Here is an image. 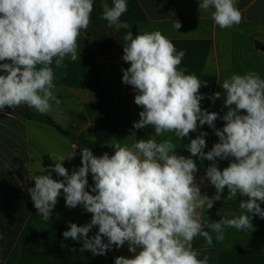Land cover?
<instances>
[{"label": "clouds", "instance_id": "clouds-1", "mask_svg": "<svg viewBox=\"0 0 264 264\" xmlns=\"http://www.w3.org/2000/svg\"><path fill=\"white\" fill-rule=\"evenodd\" d=\"M127 10L126 0H112V6L103 3L101 19L109 28L118 26ZM198 10L209 13L221 30L243 21L238 0H199ZM93 11L94 0H0V111L27 106L46 115L53 102L60 105L53 64L61 69L66 59L79 61L78 40L89 28ZM173 27L178 30L181 23L173 21ZM123 39L122 60L130 67L122 69V82L132 86L134 102L143 108L133 128L151 126L154 135L131 145L114 139L107 144L115 149L111 155H94L85 146L81 166L71 172L64 161L75 153L49 154L54 164L41 166V174L28 177L34 180L28 189L31 200L44 221L50 220L61 194L68 208L82 206L91 214L90 222L83 226L69 222L62 233L64 239L82 241L79 252L102 256L127 244L133 255L118 256L114 264H210L208 254L201 258V250L193 248L195 238L204 239V249L212 248L214 239L216 243L226 239V229L251 231L254 216L264 219V78L249 70L217 82L227 108L220 116L201 107L205 96L200 89L207 81L186 74L180 67L185 51H177L161 31L135 36L127 31ZM209 98L215 102L221 92ZM218 118L224 121L222 128H216ZM204 125L219 138L207 152V132L184 145L188 157L177 153L171 137L155 138L171 133L180 141ZM192 157L212 162L199 183ZM218 159L230 162L221 170ZM52 172L62 179H54ZM205 180L214 186V195L201 193ZM225 188V200L243 197L241 213L206 223V210L223 198ZM93 227L98 231L89 237Z\"/></svg>", "mask_w": 264, "mask_h": 264}, {"label": "crops", "instance_id": "crops-1", "mask_svg": "<svg viewBox=\"0 0 264 264\" xmlns=\"http://www.w3.org/2000/svg\"><path fill=\"white\" fill-rule=\"evenodd\" d=\"M100 2L112 6V0ZM126 2L128 10L120 17L118 26L109 28L106 23L102 31L103 50L94 40L91 14L92 22L78 40L79 61L66 59V67L61 69H55L53 64L56 95L61 103L56 106L53 102L52 111L43 116L52 118L66 133L46 123L29 120L25 113L21 115L6 109L0 111V234H3V239H0V264H108L107 253L93 256L91 252H79L82 241L64 239L62 235L68 229L69 222L83 226L90 222L91 214L82 206L68 208L61 194L50 220L44 221L37 214L28 192L30 187H34V180L28 177L41 174V166L48 168L54 164L49 154L75 153L74 158L64 161V166L71 172L74 167L81 166V148L85 146L97 156L104 152L113 154L115 149L107 144L114 139L119 140L121 145H131L135 139H148L154 135L151 126L139 130L133 128L143 108L135 102L133 107L130 106V90L119 79L115 42L121 30L137 34L159 30L174 43L177 51L184 50L186 55L180 67L187 70L186 74L194 73L201 81H207V86L200 89L205 96L201 107L220 116L227 108L223 104V89L217 82H222L233 73L244 74L249 70L258 72L264 78V50L258 46H264V0H238L243 21L224 30L214 24L209 13L200 14L199 0ZM177 20L181 27L175 30L173 21ZM123 63L125 68L130 67V64ZM215 92H221V98L213 102L209 97ZM18 107L37 113L27 106ZM223 124L222 119L215 121L216 128H222ZM200 132L208 133L205 137L207 147L204 149L207 152L219 140L215 130L207 125L180 141L171 133L155 138L171 137L177 146V153L188 157L191 154L184 145ZM133 133L135 137L130 136ZM192 158L198 164L196 177L199 183L212 162ZM229 162L227 159L217 160L221 170ZM52 176L62 179L54 172ZM88 179L91 186V174ZM200 187L202 194L212 196L216 192L207 180ZM227 194L225 188L223 198L216 201L212 209L206 210L203 217L206 223L219 221L221 216L232 218L241 213L239 203L243 197L225 200ZM261 207L264 208V203ZM252 223L254 229L251 231L226 229V239L221 243H216L214 239L212 248L204 249V239L197 237L193 241V248L201 250V258L203 254H208L210 264H264V219L254 216ZM97 231L93 227L89 237ZM72 248L77 251L72 252ZM109 254L113 260L118 256L133 255L127 244L119 249L113 247Z\"/></svg>", "mask_w": 264, "mask_h": 264}, {"label": "trees", "instance_id": "trees-1", "mask_svg": "<svg viewBox=\"0 0 264 264\" xmlns=\"http://www.w3.org/2000/svg\"><path fill=\"white\" fill-rule=\"evenodd\" d=\"M101 14H102V3L100 2V0H94V11L92 12V19H93V23H92V31H93V37L94 40L97 44V46L103 50L105 48L104 44H103V38H102V31L106 26L107 21L101 19ZM128 30H121L119 32L118 38H117V42L120 43L122 45V49L124 46V36L126 35ZM133 36L137 35V33H133ZM260 49L264 50V46L262 45H258ZM6 111L11 112V108H5ZM27 119L29 120H33V121H40L43 123H46L52 127H54L55 129L61 131L62 133H66L60 126H58L54 120L48 116H43L37 113H33L31 112L29 109L25 110V115H24ZM111 155V154H110ZM107 261L108 264H114V260L113 258L110 256L109 251H107Z\"/></svg>", "mask_w": 264, "mask_h": 264}, {"label": "water", "instance_id": "water-1", "mask_svg": "<svg viewBox=\"0 0 264 264\" xmlns=\"http://www.w3.org/2000/svg\"><path fill=\"white\" fill-rule=\"evenodd\" d=\"M115 48H116V51H115V62H116V65H117L119 79L122 81V76H123L122 69H126L125 65L123 63V60H122V45L116 41L115 42ZM125 86L130 90L129 101H130V106L133 107V105H134V97L136 95V92L132 88V86L126 85V84H125ZM11 110L13 112L21 114V115L25 113V109L23 107L11 108Z\"/></svg>", "mask_w": 264, "mask_h": 264}]
</instances>
